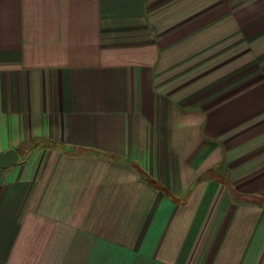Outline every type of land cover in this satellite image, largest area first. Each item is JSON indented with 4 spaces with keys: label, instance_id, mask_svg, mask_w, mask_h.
Listing matches in <instances>:
<instances>
[{
    "label": "crops",
    "instance_id": "obj_1",
    "mask_svg": "<svg viewBox=\"0 0 264 264\" xmlns=\"http://www.w3.org/2000/svg\"><path fill=\"white\" fill-rule=\"evenodd\" d=\"M23 146L0 264H264V0H0Z\"/></svg>",
    "mask_w": 264,
    "mask_h": 264
},
{
    "label": "water",
    "instance_id": "obj_2",
    "mask_svg": "<svg viewBox=\"0 0 264 264\" xmlns=\"http://www.w3.org/2000/svg\"><path fill=\"white\" fill-rule=\"evenodd\" d=\"M20 154L17 149L12 148L0 152V168L7 169L15 166L20 161Z\"/></svg>",
    "mask_w": 264,
    "mask_h": 264
},
{
    "label": "trees",
    "instance_id": "obj_3",
    "mask_svg": "<svg viewBox=\"0 0 264 264\" xmlns=\"http://www.w3.org/2000/svg\"><path fill=\"white\" fill-rule=\"evenodd\" d=\"M17 150H18V152H20V153H25L26 150H27V148L23 146V147L18 148ZM140 172H141V171H140ZM141 175H142L145 179H148L147 176H145L142 172H141ZM207 175H211V171L208 172L207 174H204V175L200 176V178L196 181V183L199 182V181H201V180L204 179L205 177H207ZM148 180H149V179H148ZM149 181L152 182L151 180H149ZM152 183H153V182H152ZM232 192L236 193V191H235L234 189L232 190ZM237 195H238V194H236L235 196H236L237 198L242 199V200L251 201V202H255V203H258V204L264 205V197L250 196L249 198H246V197L243 198L242 196H237Z\"/></svg>",
    "mask_w": 264,
    "mask_h": 264
}]
</instances>
